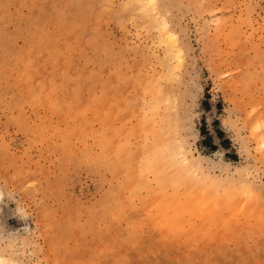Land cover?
Segmentation results:
<instances>
[{
	"label": "rangeland",
	"instance_id": "374dc122",
	"mask_svg": "<svg viewBox=\"0 0 264 264\" xmlns=\"http://www.w3.org/2000/svg\"><path fill=\"white\" fill-rule=\"evenodd\" d=\"M145 1L0 0V264H264V0Z\"/></svg>",
	"mask_w": 264,
	"mask_h": 264
},
{
	"label": "bare ground",
	"instance_id": "6f19581e",
	"mask_svg": "<svg viewBox=\"0 0 264 264\" xmlns=\"http://www.w3.org/2000/svg\"><path fill=\"white\" fill-rule=\"evenodd\" d=\"M145 1V0H144ZM148 1V0H147ZM147 1H145L146 3H147ZM142 2V1H141ZM143 5H145L144 3H142ZM147 5V4H146ZM161 20V19H160ZM162 21V20H161ZM160 21V22H161ZM162 29H163V27H162ZM163 32H164V30H163ZM166 32V31H165ZM167 34V33H166ZM167 37V36H166ZM164 38V37H163ZM168 40V39H167ZM172 40V39H171ZM169 41V40H168ZM173 41V40H172ZM171 41V42H172ZM171 46V45H170ZM173 49V48H172ZM171 51H173V50H171ZM170 52V51H169ZM177 52V51H176ZM173 53H174V51H173ZM167 54H169V53H167ZM172 54V53H171ZM174 54H172V56H173ZM170 56V55H169ZM176 56V55H175ZM156 79V78H155ZM157 81V80H156ZM147 82V81H146ZM153 90V89H152ZM152 90H151V93H152ZM145 92V91H144ZM150 93V94H151ZM159 93V92H158ZM145 94V93H144ZM169 94H171V93H169ZM156 94H154L153 96H154V98L156 97L155 96ZM158 95V94H157ZM168 95V94H167ZM152 96V95H151ZM151 96H150V98H151ZM166 96V95H165ZM173 96V95H172ZM159 97H160V93H159ZM164 97V96H163ZM166 97H168V96H166ZM166 97H164V99L166 98ZM64 99V98H63ZM170 99H171V97H170ZM169 99V100H170ZM175 100V99H174ZM143 101V100H142ZM167 101V100H166ZM165 101V102H166ZM170 101H172V100H170ZM154 102L156 103V101L154 100ZM175 102V101H174ZM148 103V102H147ZM157 103H159V102H157ZM171 103V102H170ZM176 103V102H175ZM174 104V103H173ZM156 105H158V104H155V106ZM148 106V105H147ZM151 106V105H150ZM152 106H153V102H152ZM150 107V108H153V107ZM159 107V106H158ZM172 107L173 106H168V104H167V102H166V106H164V110H163V112L161 111V118H160V121H161V125H159V123L158 124H156V125H159L158 126V130H159V127H161V130H159V131H161L160 133H162V131L164 132L165 130H166V133H168V135L170 136V137H172L173 136V134H175V132L177 131V124H176V128L174 127L175 125V121H177L178 120V118L177 119H175L176 117H174L173 118V115L175 116V113L176 112H174V110L176 109V107H175V109H174V107H173V109H172ZM158 109V108H157ZM156 109V110H157ZM148 110V109H147ZM151 111H152V109H150ZM153 110H155V109H153ZM160 110V109H159ZM149 111V110H148ZM176 111V110H175ZM174 112V113H173ZM109 114V113H108ZM153 114V113H152ZM154 114H155V112H154ZM156 115H157V112H156ZM105 117V116H104ZM172 118H173V121H174V123L172 124L171 122H173L172 121ZM108 122V121H107ZM110 123V122H109ZM113 124V123H112ZM184 125V124H183ZM179 126V125H178ZM104 127V126H103ZM115 127V126H114ZM184 127V126H183ZM152 129V128H151ZM157 129V128H156ZM165 129V130H164ZM116 130V129H115ZM154 130V129H153ZM151 131L152 133L154 132L155 133V131ZM157 130V131H158ZM180 130V129H179ZM104 131V130H103ZM114 131V130H113ZM179 132V131H178ZM158 134V133H156L155 135H160L159 137L161 138V139H164V138H166L165 136L166 135H161V134ZM112 134V133H111ZM152 135H154V134H152ZM172 135V136H171ZM164 138H163V137ZM168 136V137H169ZM114 137V136H113ZM156 137H158V136H156ZM167 137V138H168ZM180 137V136H179ZM152 138H153V136H152ZM167 138H166V140H167ZM156 139V140H155ZM159 139V138H158ZM157 138H154V140L156 141V143H155V141H154V143L155 144H153V142H151L150 144H153V145H150L151 146V148H152V156H153V158H154V160H152V161H159L158 163H160L161 162V160L163 161V157L165 156L167 159L166 160H169V162L170 163H173V165H174V167H175V163L177 162H180V163H178V165L180 164H183V162H185L186 161V158H188V157H185V156H183V154L185 155L186 153H184V151H180V150H178L179 148H177L178 146H175V142H172L174 145H169V146H167L168 145V141H172L171 139H168L167 140V145H166V147H165V141H162V143L160 144V142L161 141H159ZM175 140V139H174ZM173 140V141H174ZM182 140V139H181ZM183 142V141H182ZM109 143V142H108ZM164 144V147L162 146ZM177 144H179V142L177 143ZM181 144V143H180ZM173 146V147H172ZM182 146H184V144H182ZM181 146V147H182ZM161 147H163L162 149H161ZM174 147H175V149H174ZM184 148V147H183ZM151 150V149H150ZM177 150V151H176ZM184 150V149H183ZM186 152V151H185ZM149 153V154H150ZM189 153V152H188ZM150 154V155H151ZM189 155H190V153H189ZM177 156H179L180 158H179V160H178V157ZM191 156V155H190ZM185 157V158H184ZM153 158H151V159H153ZM176 158H177V161H176ZM165 162V161H164ZM168 162V161H167ZM158 163H157V165H158ZM151 164V163H150ZM153 164H156V163H153ZM191 164V163H190ZM157 165H155V166H157ZM165 165V164H164ZM172 165V164H171ZM187 165V164H186ZM154 166V165H153ZM166 167H167V165H166ZM171 170V169H170ZM192 170V169H191ZM164 171V170H163ZM166 171V170H165ZM155 172H156V170H155ZM164 173V172H163ZM157 175H158V173H157ZM193 175V174H192ZM191 175V177H194V176H192ZM195 175V174H194ZM204 175V174H203ZM154 177V176H153ZM185 180V179H184ZM207 180V179H206ZM181 181H182V179H181ZM181 181H180V183H181ZM162 182V181H161ZM164 184H165V182H163ZM199 185V184H198ZM162 186V185H161ZM156 187V186H155ZM175 188V187H174ZM200 189V188H199ZM208 191H210V190H208ZM161 192V191H160ZM178 192V191H177ZM211 192V191H210ZM179 193V192H178ZM204 193V192H203ZM179 195V194H178ZM182 196V195H181ZM168 198V197H167ZM226 198V197H225ZM174 200V199H173ZM179 200V199H178ZM220 200V199H219ZM182 201V200H181ZM180 201V202H181ZM190 201V200H189ZM166 202V201H165ZM219 202V201H218ZM257 202V201H256ZM167 205V204H166ZM257 205V204H256ZM200 206V205H199ZM232 206V205H231ZM222 207V206H221ZM257 207V206H256ZM202 208V207H201ZM216 208V207H215ZM177 209V208H176ZM207 209H209V208H207ZM178 210V209H177ZM202 210V209H201ZM198 213H200V211L198 212ZM246 213V212H245ZM244 213V214H245ZM256 213V212H255ZM180 214V213H179ZM196 214V213H195ZM202 215V214H201ZM175 216V215H174ZM203 216V215H202ZM208 216V215H207ZM221 216V215H220ZM178 217V216H177ZM212 217V216H211ZM222 217V216H221ZM250 217H252V216H250ZM257 217V216H256ZM256 217H255V221H257L256 220ZM199 218V217H198ZM247 218H248V216H247ZM183 219V218H182ZM250 219V218H249ZM254 219V218H253ZM214 220V219H213ZM212 220V221H213ZM260 220V219H259ZM173 221V220H172ZM220 221H221V219H220ZM236 221V220H235ZM249 221V220H248ZM214 222V221H213ZM234 222V221H233ZM240 222V221H239ZM250 222V221H249ZM263 223V222H262ZM190 224V223H189ZM195 224V223H194ZM211 224H213V223H211ZM215 225H217V223L215 224ZM166 226V225H165ZM188 226V225H187ZM190 226V225H189ZM191 226H192V224H191ZM234 226V225H233ZM207 227V226H206ZM212 227V226H211ZM220 227H222V225L220 226ZM242 227V226H241ZM169 228V227H168ZM231 228V227H230ZM188 229V228H187ZM196 229V228H195ZM210 229V228H209ZM239 229V228H238ZM241 229V228H240ZM245 229V228H244ZM252 229V228H251ZM169 230V229H168ZM193 230V229H192ZM166 231H167V229H166ZM170 232V231H169ZM185 232V231H184ZM172 234V233H171ZM233 236V235H232ZM228 237V236H227ZM231 238V237H230ZM162 239V238H161ZM193 239V238H192ZM182 241V240H181ZM191 242V241H190ZM190 247V246H189ZM205 261V260H204Z\"/></svg>",
	"mask_w": 264,
	"mask_h": 264
}]
</instances>
